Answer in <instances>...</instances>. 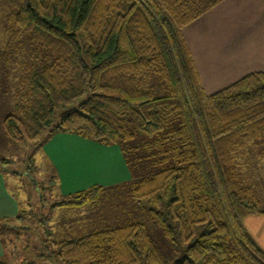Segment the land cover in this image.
<instances>
[{"label": "trees", "instance_id": "obj_1", "mask_svg": "<svg viewBox=\"0 0 264 264\" xmlns=\"http://www.w3.org/2000/svg\"><path fill=\"white\" fill-rule=\"evenodd\" d=\"M221 1L9 0L17 34L48 53L27 70L26 106L5 117L8 136L71 133L118 145L129 170L126 143L140 139L133 147L146 153L151 173L136 180L134 195L174 246L189 243L169 263L145 225L129 221L61 239L60 264H264L245 225L264 210L241 183L237 160L239 149L264 138V71L208 94L182 32ZM104 191L96 184L55 204L94 205ZM22 212L0 217V230L21 235L12 222Z\"/></svg>", "mask_w": 264, "mask_h": 264}, {"label": "rangeland", "instance_id": "obj_2", "mask_svg": "<svg viewBox=\"0 0 264 264\" xmlns=\"http://www.w3.org/2000/svg\"><path fill=\"white\" fill-rule=\"evenodd\" d=\"M12 11L9 0H0V170L8 176L7 183L21 204L23 215L26 213L21 222H12L24 227L21 235H10L13 243L11 248L15 253L18 250L20 263L60 264L56 245L61 239L76 238L129 221L145 225L167 262L180 260L186 254L189 243L177 239L174 246L152 217L149 203L146 200L138 201L134 195L136 180L151 173L143 168L147 162L143 160L146 153L133 147L139 144L140 139L126 143L131 170L120 147L113 145L124 159L130 180L109 187L103 186L105 191L94 205L59 207L55 204L60 200L59 177L44 154V145L57 134L77 136L82 144L93 145L91 149L97 150L103 144L71 133H56L52 137L47 134L36 140L23 141L8 136L5 117L9 114H22L26 106L24 78L27 70L45 63L48 53L31 41L28 35L17 34L10 22ZM237 155L241 183L251 189L259 208L264 210V138L248 143L239 149ZM251 228L257 234L260 233L258 226L253 224ZM47 253H52L53 258L46 257ZM6 263L10 264L9 261ZM12 264L17 262L13 261Z\"/></svg>", "mask_w": 264, "mask_h": 264}, {"label": "crops", "instance_id": "obj_3", "mask_svg": "<svg viewBox=\"0 0 264 264\" xmlns=\"http://www.w3.org/2000/svg\"><path fill=\"white\" fill-rule=\"evenodd\" d=\"M182 32L208 94L252 71H264V0H223L185 25ZM58 135L44 145L43 151L59 177V195L96 184L109 187L130 180L115 146L102 145L96 150L91 149L93 145L82 144L77 136ZM7 180L8 176L0 170V217H15L21 204ZM253 224L260 233L251 228ZM245 225L264 249V214L249 216ZM10 242L6 230H0V262L18 264Z\"/></svg>", "mask_w": 264, "mask_h": 264}]
</instances>
